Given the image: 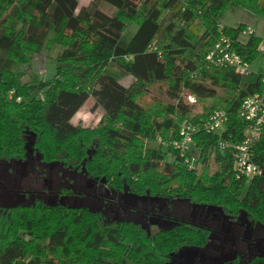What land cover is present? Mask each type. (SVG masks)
Instances as JSON below:
<instances>
[{
	"label": "trees",
	"instance_id": "trees-1",
	"mask_svg": "<svg viewBox=\"0 0 264 264\" xmlns=\"http://www.w3.org/2000/svg\"><path fill=\"white\" fill-rule=\"evenodd\" d=\"M101 1L117 13L103 11ZM236 6L264 17V0H92L81 8L78 0H0V160L25 159L29 146L41 160L73 164L116 190L244 212L264 225V132L254 146L262 172L249 182L237 177L231 150L220 147L242 141L238 111L264 86L263 73L245 77L207 59L222 34L249 63L261 53L260 36L239 38L247 25L220 27L225 10ZM132 23L137 29L129 34ZM56 45V73L35 79L44 97L32 96L19 66ZM126 76L134 78L130 86L121 82ZM89 97L104 110L101 120L93 128L74 125ZM219 107L228 115L224 129L194 133L201 170L198 160L190 167L186 154L154 141L157 134L180 138L183 121L200 123ZM98 213L39 200L0 203V264H166L209 238L183 222L151 234L138 222H106ZM224 264H264V255Z\"/></svg>",
	"mask_w": 264,
	"mask_h": 264
},
{
	"label": "rangeland",
	"instance_id": "rangeland-1",
	"mask_svg": "<svg viewBox=\"0 0 264 264\" xmlns=\"http://www.w3.org/2000/svg\"><path fill=\"white\" fill-rule=\"evenodd\" d=\"M92 0H78L79 8L88 5ZM100 8L110 15H115L117 9L111 4L101 1ZM250 25L254 27L256 35L264 39V17L257 15L243 7H228L220 19V27L231 26L236 27L239 24ZM17 28L20 26L16 24ZM137 29V25L132 23L128 26V33L133 34ZM244 41V40H243ZM62 50V46L56 45L51 50H45L33 55L30 64H21L19 70L24 72L21 78L22 82H29L32 85V96L39 98L44 97V93L36 87L35 79L44 80L51 79L56 73V57ZM253 75L257 76L264 72V52L251 63ZM122 84L130 86L134 82L132 76H126L121 79ZM194 96H190V101L195 102ZM145 102L151 103L152 98L145 96ZM219 109L225 110L223 107ZM104 110L100 106L95 105V99L89 97L79 111L73 116L72 123L83 127H95L102 118ZM187 121V120H186ZM183 121L181 126L186 122ZM198 123V122H197ZM171 138V137H170ZM164 139L161 134H157L154 138L159 144L167 145L169 139ZM171 159V158H170ZM198 159V156H197ZM204 164L198 160L196 168L201 170ZM215 168V165L212 166ZM101 181H103L101 179ZM104 184V182H103ZM97 181L86 175L81 168L75 165H66L61 161H43L38 154L31 151L28 146V152L25 159L0 160V203L5 207L14 205L31 204L36 200L45 201L49 205L63 204L72 207L88 206L94 208L99 213V218H113L118 212V203L116 201H104L111 210L103 212L100 202L98 201ZM117 192L113 191L114 200L117 198ZM124 206L128 208L136 205L139 208L147 206L153 197H143L136 195L132 191L122 193ZM158 204V205H157ZM155 205L156 208L163 207L160 201ZM120 206V205H119ZM155 208V209H156ZM210 208V209H209ZM215 206H206L187 202L183 204L178 202L172 210L173 215L188 220L196 226L202 225L215 229L212 232L210 247L202 250L204 258H208L211 263L222 264L223 261V244L215 241H221L224 237L226 245H230L232 251L249 253L251 257L256 255H264V225L252 226L249 223L248 236L242 237L238 232L234 234L233 230H218V217L214 215ZM108 212V213H107ZM115 212V213H113ZM128 212V211H127ZM242 223L241 229L244 228L246 217L240 215ZM173 220L163 221L160 226L151 224L150 218L146 217L143 222L150 232L154 233L157 229L167 228ZM147 230V231H148ZM222 231V233H220ZM240 237L243 240H238ZM234 242V244L231 243ZM214 242V243H213ZM196 249L185 247L181 252L173 255L171 261L166 264H191L193 251Z\"/></svg>",
	"mask_w": 264,
	"mask_h": 264
},
{
	"label": "built area",
	"instance_id": "built-area-1",
	"mask_svg": "<svg viewBox=\"0 0 264 264\" xmlns=\"http://www.w3.org/2000/svg\"><path fill=\"white\" fill-rule=\"evenodd\" d=\"M251 34H256L253 26H246L240 33V39L246 40ZM232 39L222 34L216 43L215 50L207 59L218 66L232 67L245 77L252 76L251 63L231 46ZM259 50L264 52V39L260 43ZM261 84L264 85V72L261 75ZM193 98V97H192ZM194 99V98H193ZM239 116L245 121L243 139L237 143L220 141L221 149H230L232 152L233 169L237 177H246L248 182L261 174V166L254 160V146L264 132V86L258 91L249 94L242 102ZM228 115L226 110L218 109L211 112L200 123L186 121L180 128V138L169 141L182 155H187L186 161L190 167L195 166L197 155L192 152L195 146L194 133L201 127L208 132H218L226 126Z\"/></svg>",
	"mask_w": 264,
	"mask_h": 264
},
{
	"label": "flooded vegetation",
	"instance_id": "flooded-vegetation-1",
	"mask_svg": "<svg viewBox=\"0 0 264 264\" xmlns=\"http://www.w3.org/2000/svg\"><path fill=\"white\" fill-rule=\"evenodd\" d=\"M86 175L88 177L92 178L94 180V182L97 181V191H98L97 198H98V201L100 202V205L102 204L101 205V207H102L101 209L104 210L103 212H106V210L108 212L111 211L104 201H109V202L110 201H112V202L116 201L118 203V212L117 213L113 212V213L116 214L115 217H113V218L103 217V220H106V222L120 221V220H132V221L138 222L142 227H144L143 222L145 221L146 217L150 218L151 224L156 225V226H160V224H164L162 222L165 221V220H167V223H168L169 219L173 220V222L170 224L169 227L157 229L158 231L164 230V229H169L172 226H174V225H176V224H178L180 222L187 223V224H189L191 226H194V227H197V228L202 227V228L206 229L209 232L208 241L203 247L196 248V250L193 251V257H192V260L190 262H191V264H215V263H211L208 258H204V254L202 252L203 248L206 249V248L210 247V245L212 244L213 240H210V237L212 235V232L215 229H213L211 227H207V226H202V225L196 226V225H194L193 223H191L188 220H184V219H181V217L174 216L173 213H172L173 212L172 210L174 209V206L178 202L186 204L187 202H190V201L185 200V199H172L171 200V199H168V198L165 199V198H161V197H158V196L143 195V197H153L149 201V203H147L148 204L147 206L145 205V207L139 208L136 205H131L128 208L127 206H124L123 195H121V194L126 192V191H132V190L127 189V190H124V191H119V190H116V189L110 187L108 184H106L104 179H102L103 181H101V179L95 178V177H93V176H91V175H89L87 173H86ZM103 182H104V184H103ZM113 191H116L118 193L117 194V198L115 200H114V197H113ZM136 195H140V194H136ZM159 201H160L161 205L163 207H165L164 209H166V211H164L162 207H158V208L155 207V205ZM190 203H194V202H190ZM195 204H199V203H195ZM202 205H205V204H202ZM206 206H211V205H206ZM214 215H216V217H218L217 219L219 221V226H220L218 228V230H233L232 232L234 234H236V232H238V235H240V236H242L244 238L248 236L249 223L252 224V226L261 225V224H254L253 222H250L247 219V217H246L244 212H239V213L234 214V215L225 214V213H223L222 209L220 207H218V206H215ZM240 215H244L246 217V221H245V225L246 226H244L243 229H241L242 225L240 223H242V221H241ZM144 228L146 230H148L146 227H144ZM158 231H156V232H158ZM148 232H150V231L148 230ZM156 232H154V233H156ZM150 233L154 234L152 232H150ZM220 233H222V231ZM237 239L238 240H243L240 237H237ZM218 243L220 245H221V243L223 244V247H222L223 252H224V248L225 249H228V248L232 249L230 245H228V246L226 245L224 237ZM231 243L234 244L233 241H231ZM183 249H181L180 252ZM232 252H233V255H230L229 252H224L222 264H224L226 261H230V260H232V259H234L236 257L240 258L242 263L244 261H246L247 259L252 258L249 255V253L246 254L244 251L242 252L241 249L238 252L236 251V249H235V251H232ZM173 255H175V254H173ZM173 255L170 257L169 261L174 259Z\"/></svg>",
	"mask_w": 264,
	"mask_h": 264
},
{
	"label": "crops",
	"instance_id": "crops-1",
	"mask_svg": "<svg viewBox=\"0 0 264 264\" xmlns=\"http://www.w3.org/2000/svg\"><path fill=\"white\" fill-rule=\"evenodd\" d=\"M216 242H219V241H216ZM224 252H229L230 255H233L232 249H230V248H228V249L224 248Z\"/></svg>",
	"mask_w": 264,
	"mask_h": 264
}]
</instances>
